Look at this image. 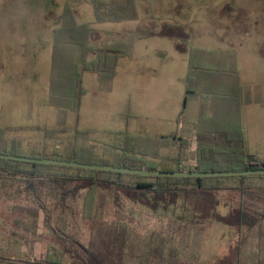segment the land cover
I'll return each mask as SVG.
<instances>
[{"label":"rangeland","instance_id":"374dc122","mask_svg":"<svg viewBox=\"0 0 264 264\" xmlns=\"http://www.w3.org/2000/svg\"><path fill=\"white\" fill-rule=\"evenodd\" d=\"M92 1L100 2V8L94 10ZM131 2L132 11L117 12L122 19L98 21L95 11L101 18L114 17L112 4L125 5L127 0H0V128L8 141L17 144L12 153L69 156L78 129L90 132L77 139L79 157L87 159L94 154L112 161L118 156L111 150L115 138L110 132L126 131L131 136L127 165L143 159L156 171L176 172L179 159L183 166H192L195 146L200 139V144L203 142L204 132L236 125L248 152L264 160V0ZM64 12L67 15L62 19ZM85 24L92 28L87 46L118 50L126 56L115 59L111 79L104 73L81 72L83 95L76 119L67 106L75 102L77 94ZM173 42L188 45L187 52L177 53ZM93 57L90 54L87 60ZM186 59L192 63L188 75L183 68ZM220 83L241 86L242 101L237 106L228 100L230 93L220 88ZM185 86L190 95L179 115ZM175 133L191 139L194 152L177 146V141L170 139ZM5 148L9 149V144ZM50 168L53 175L61 177L75 173L53 165ZM224 180L207 179L203 185L215 187ZM121 181L126 183V177ZM171 187L182 189L185 185ZM115 191L111 188L107 193L104 221L122 224L137 238L150 233L171 236L179 244L173 264H226L225 259H233L230 222L239 200L234 192L221 193L220 188L212 192L218 203L214 218L193 225L176 221L181 198L167 211L154 215L125 197L116 203ZM80 204L70 235L86 246L90 231L80 219ZM11 208L9 203L0 204V264H40L50 246H68L55 241L38 218L22 217ZM18 216L33 227L15 226ZM258 249L257 243L240 247L244 259H250ZM62 262L82 264L71 253H66Z\"/></svg>","mask_w":264,"mask_h":264},{"label":"trees","instance_id":"16d2710c","mask_svg":"<svg viewBox=\"0 0 264 264\" xmlns=\"http://www.w3.org/2000/svg\"><path fill=\"white\" fill-rule=\"evenodd\" d=\"M93 3V4H92ZM94 10L100 8L101 3L91 2ZM107 8V6H105ZM114 17L108 19L95 16L98 21H118L122 19L117 12H130L133 10L131 0L125 5L112 4L110 8ZM67 12L61 16L66 17ZM69 16V15H68ZM130 18V16H126ZM64 21V20H63ZM62 27L66 24L63 23ZM83 36L81 38L83 58L80 65V72L76 74L77 94L73 96L74 103L67 106L68 110L75 113L78 118V108L83 90L80 86L81 72L106 74L110 79L115 76V59L123 58L126 55L118 50L109 48L93 49L87 46V39L92 28L87 24L83 25ZM75 38V37H73ZM94 57L89 62L88 55ZM189 93L186 91V94ZM187 101L184 98L183 114ZM77 121V120H76ZM74 130L73 140L70 142L69 156L47 157L42 153H31L29 156L12 153L17 144L5 138V130L0 128V154L24 156L39 159H52L61 161H73L82 164H93L111 166L117 168H130L140 170L156 171L149 167L142 159L132 161L131 165L126 164V151L131 147V136L126 131L110 132L115 138L111 150L118 156L117 160L109 161L100 156L90 154L89 158L79 157L77 139L79 135L86 134ZM87 132L86 135H89ZM170 139L177 141V146L185 150L193 147L191 139L178 137L175 133ZM195 146L194 163L191 167L183 166L182 159L177 160L176 172H230L246 170H264V160L257 155L248 152L245 137L239 140L227 139L226 153H223V146L212 140V143L203 138ZM9 144V149L5 146ZM132 149V148H131ZM222 152V154L220 153ZM142 157L144 154H139ZM55 156V155H51ZM219 156L220 158H218ZM51 165L31 163L0 158V204H11V209L21 216L27 218H38L42 228L48 231L57 242L66 243L63 249L50 246L40 264H63L62 259L66 253L78 257L82 264H173L177 261L179 244L175 243L171 236H159L150 233L142 238H137L126 232L122 224H113L104 221L103 212L108 204L107 193L115 188L114 201L119 203L125 197L133 204H138L150 210L154 215H160L167 211L176 201L182 199L181 213L177 216L179 222L193 225H202L214 218L216 213L217 198L212 192L218 187H204L203 180L220 179V177L208 178H170V177H147L124 173L93 171L70 167H59L61 170L75 171L73 176L61 177L53 175ZM104 175L106 178L101 179ZM126 177V183L121 177ZM114 177L116 180L110 179ZM234 178L244 179L247 176H235ZM184 184L185 187L176 188L171 185ZM193 184L190 188L187 185ZM114 186V187H113ZM230 191L238 192V206L234 212V218L230 225L241 227H253L256 233L253 235L255 243L259 246L253 254L255 260H261V252L264 250V218L258 219L252 215L257 214L254 207H264V189L244 187L241 189L230 188ZM190 200H192L190 202ZM80 204V219L88 224L90 238L86 246L80 244L75 237L70 235L73 227V219L76 213V206ZM160 210H163L161 212ZM23 219V218H22ZM20 216L14 219L17 227L31 229L27 222ZM244 241V240H243ZM240 242V241H239ZM241 243L238 244L233 257L242 259L240 251ZM261 263V262H259Z\"/></svg>","mask_w":264,"mask_h":264},{"label":"crops","instance_id":"0c3cea01","mask_svg":"<svg viewBox=\"0 0 264 264\" xmlns=\"http://www.w3.org/2000/svg\"><path fill=\"white\" fill-rule=\"evenodd\" d=\"M159 36V35H158ZM173 47L175 49V51L179 54H184L187 52V46H182L180 43H175L173 42ZM184 65L185 67H183L184 69H186V74L188 75L189 73V68H191L192 63L190 61V59H186L184 60ZM224 78V77H223ZM222 81V80H221ZM220 81V82H221ZM185 84H188L189 81L186 83V81H184ZM219 86V85H218ZM220 88H225L228 89V92L230 93L228 95V100H230L231 102L234 103L235 106H237L238 101L241 102L242 101V89L241 86H239L237 83H234L233 85H226L224 83H220ZM187 87H184V91H183V101L185 96H189L190 92L186 94ZM209 95V94H208ZM195 96V95H194ZM198 96V95H196ZM210 97V96H209ZM180 112V111H179ZM179 114V113H178ZM235 121V120H234ZM218 130V131H215ZM211 132H204L203 138L206 141V143L209 141L210 144L212 143V140H214L213 142H217L218 146H223V153H226L225 149H229L226 148L227 147V143L225 142L227 139H237V134L239 135V140L241 141L243 138V134L241 133V131L236 127V125H234L233 127L229 126L226 128H213L210 130ZM191 130L188 131L189 135H191ZM193 147L190 148V153L194 152ZM222 154V152H220ZM193 164V163H192ZM195 164V163H194ZM253 176V177H251ZM235 176L232 177H220V179H225L223 183H216V187H218V189H223V192L221 193H227L230 192V188H235V189H241L244 187H248V188H254V189H264V175H247V178L244 179H238V178H234ZM251 177V178H249ZM219 178V177H218ZM251 179V180H249ZM210 187H213L212 185ZM222 191V190H221ZM235 194V197L238 199V192L237 191H233ZM254 209L256 210L257 214L252 213V215L258 219H262L264 218V207L259 205L257 207H254ZM221 232V229L218 230V232ZM256 233V229L253 227H237V226H232L231 228V232H229V235H232L235 241V251L236 248L238 246V244L241 245L242 244H251L254 245L255 240L253 239V235ZM244 240V241H243ZM240 241V242H239ZM234 253V252H233ZM224 262H227L226 264H246V262H249L250 264H264V258L261 260H255L253 258V255L250 259H236L233 257V259H225ZM261 262V263H259Z\"/></svg>","mask_w":264,"mask_h":264},{"label":"water","instance_id":"95a60500","mask_svg":"<svg viewBox=\"0 0 264 264\" xmlns=\"http://www.w3.org/2000/svg\"><path fill=\"white\" fill-rule=\"evenodd\" d=\"M0 158L53 165V166L87 169V170L103 171V172L124 173V174L140 175L147 177L208 178V177L264 175V170H246V171H230V172H161V171H150V170H140V169H130V168H117V167L101 166V165H93V164H82L73 161L30 158V157L6 155V154H0Z\"/></svg>","mask_w":264,"mask_h":264}]
</instances>
